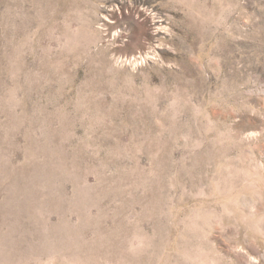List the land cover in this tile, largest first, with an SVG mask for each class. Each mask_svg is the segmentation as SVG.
I'll return each mask as SVG.
<instances>
[{"label": "rangeland", "instance_id": "374dc122", "mask_svg": "<svg viewBox=\"0 0 264 264\" xmlns=\"http://www.w3.org/2000/svg\"><path fill=\"white\" fill-rule=\"evenodd\" d=\"M0 264H264V0H0Z\"/></svg>", "mask_w": 264, "mask_h": 264}]
</instances>
